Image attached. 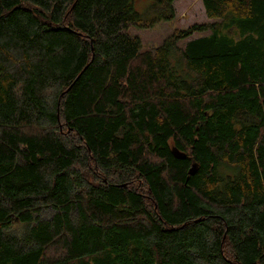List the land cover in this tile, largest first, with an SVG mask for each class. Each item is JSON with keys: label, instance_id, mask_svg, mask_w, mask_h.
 Wrapping results in <instances>:
<instances>
[{"label": "trees", "instance_id": "trees-1", "mask_svg": "<svg viewBox=\"0 0 264 264\" xmlns=\"http://www.w3.org/2000/svg\"><path fill=\"white\" fill-rule=\"evenodd\" d=\"M134 1L0 0V264H264V0Z\"/></svg>", "mask_w": 264, "mask_h": 264}, {"label": "rangeland", "instance_id": "rangeland-1", "mask_svg": "<svg viewBox=\"0 0 264 264\" xmlns=\"http://www.w3.org/2000/svg\"><path fill=\"white\" fill-rule=\"evenodd\" d=\"M153 0H135L134 9L146 21H150L156 17L151 11ZM175 17L171 21H159L148 28H141L130 26L127 30L131 36L138 37L142 44L143 50H149L162 45L163 41L169 37L176 30H185L193 24H207L212 23L205 15V11L201 0H176L173 2ZM207 33H195L191 38L178 42L179 46H183L187 41L205 36ZM53 212L42 210L40 217L48 219L52 216ZM24 226L23 223L12 224ZM11 233V231H10Z\"/></svg>", "mask_w": 264, "mask_h": 264}, {"label": "water", "instance_id": "water-1", "mask_svg": "<svg viewBox=\"0 0 264 264\" xmlns=\"http://www.w3.org/2000/svg\"><path fill=\"white\" fill-rule=\"evenodd\" d=\"M171 151H172V154H173L176 158H181V159H183V158L186 157L185 154L179 152V151H178L176 148H174V147L171 149ZM194 171H195V166L193 165V166L190 168V170L188 171V174L191 175V174L194 173Z\"/></svg>", "mask_w": 264, "mask_h": 264}]
</instances>
